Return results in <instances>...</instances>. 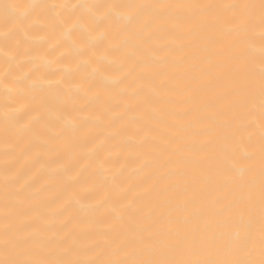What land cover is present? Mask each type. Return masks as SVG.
Wrapping results in <instances>:
<instances>
[{
    "label": "bare ground",
    "instance_id": "bare-ground-1",
    "mask_svg": "<svg viewBox=\"0 0 264 264\" xmlns=\"http://www.w3.org/2000/svg\"><path fill=\"white\" fill-rule=\"evenodd\" d=\"M261 0H0V264H264Z\"/></svg>",
    "mask_w": 264,
    "mask_h": 264
},
{
    "label": "snow or ice",
    "instance_id": "snow-or-ice-1",
    "mask_svg": "<svg viewBox=\"0 0 264 264\" xmlns=\"http://www.w3.org/2000/svg\"><path fill=\"white\" fill-rule=\"evenodd\" d=\"M261 11H262V23H264V0H261ZM262 74H264V68H262ZM2 264H18V262L15 261H4ZM24 264H27V262H24ZM143 264H154V262H143ZM164 264H170V262H164ZM207 264V262H205Z\"/></svg>",
    "mask_w": 264,
    "mask_h": 264
}]
</instances>
